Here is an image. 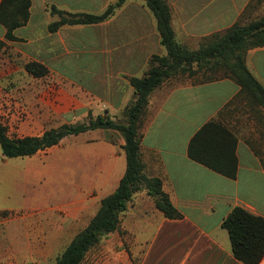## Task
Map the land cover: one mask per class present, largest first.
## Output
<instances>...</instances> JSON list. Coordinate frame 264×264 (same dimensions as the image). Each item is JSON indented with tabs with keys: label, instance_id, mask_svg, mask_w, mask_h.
I'll list each match as a JSON object with an SVG mask.
<instances>
[{
	"label": "crops",
	"instance_id": "1",
	"mask_svg": "<svg viewBox=\"0 0 264 264\" xmlns=\"http://www.w3.org/2000/svg\"><path fill=\"white\" fill-rule=\"evenodd\" d=\"M117 1L30 0L27 24L13 32L16 41L6 40L0 25L1 51H6L0 84L8 89L6 102L25 106L6 116L8 125L16 128L17 135L11 138L41 137L46 130L82 123L89 117L124 118L123 111L135 96L130 78L142 77L152 56L166 54L156 19L145 2L125 0L98 24L50 29L61 20L51 13V7L70 14L101 15ZM164 1L170 9L176 42L192 51L236 24L264 17V0ZM17 58L22 64H16ZM30 62L42 65L46 74L34 77L26 72L25 64ZM245 65L264 88V46L248 50ZM211 71L203 70L193 77L178 75L163 82L149 96L140 130L144 174L161 181L162 191L181 217L166 218L145 190L135 193L120 216L119 230L101 243L105 264H243L234 257L221 224L236 207L264 219V143L260 140L261 148H254L242 127L240 115L245 103L239 104L240 87L219 76L223 69ZM214 120L237 137L235 179L188 158L191 138ZM123 144L119 132L95 130L65 137L33 156L19 157L25 160L14 164L18 174L13 177L17 179L16 196L26 197L28 211L23 210L24 215H10L16 212L5 201L12 175L3 161L0 264H42L51 243L59 241L58 236H46L48 230L53 235L62 231L57 221L61 211L52 214L53 207L38 205L44 203V196L35 188L40 176L35 157L62 147L69 168L83 169L77 188L70 190L68 208L63 210L69 223H77L84 213L90 221L100 200L118 187L126 169ZM25 180L30 187H25ZM90 209L96 210L93 215ZM19 220L24 223V238L15 240L3 225ZM259 264H264V257Z\"/></svg>",
	"mask_w": 264,
	"mask_h": 264
},
{
	"label": "trees",
	"instance_id": "2",
	"mask_svg": "<svg viewBox=\"0 0 264 264\" xmlns=\"http://www.w3.org/2000/svg\"><path fill=\"white\" fill-rule=\"evenodd\" d=\"M125 0H118L101 15L70 14L50 8L61 20L50 26L55 30L62 25L98 24L107 20ZM156 19L160 43L165 48L164 56L154 55L142 77L130 78L134 99L123 111L125 121L116 123L108 117L98 116L82 123L65 124L57 129L46 130L41 137L11 138L6 127L0 124V150L2 157L14 159L30 157L52 148L65 137L76 136L95 130L119 132L123 138L126 169L118 187L100 200L95 215L87 226L75 234L54 264H82L91 249L100 241L119 230L120 216L124 213L132 196L142 190L153 199L156 209L168 219H179L181 215L172 206L162 191L157 178L144 174L140 157V142L143 119L149 96L163 82L178 75L193 77L201 71L221 68L220 77L233 80L239 87L238 98H248L257 107L264 119V88L248 71L245 55L250 49L264 46V17L245 25L236 24L225 33L203 42L196 51L176 42L170 25V9L164 0H143ZM30 0H1L0 25L5 29V39L16 41L13 32L25 26L30 16ZM4 42L0 40V51ZM25 70L34 77H42L46 69L36 63L25 64ZM212 72V71H211ZM208 72H204L203 75ZM211 74L208 75H212ZM212 80V78H209ZM237 137L223 123L209 121L191 138L187 155L190 160L229 179H235L238 160ZM222 228L228 233L234 257L243 264H259L264 257V219L236 207L223 220Z\"/></svg>",
	"mask_w": 264,
	"mask_h": 264
},
{
	"label": "rangeland",
	"instance_id": "3",
	"mask_svg": "<svg viewBox=\"0 0 264 264\" xmlns=\"http://www.w3.org/2000/svg\"><path fill=\"white\" fill-rule=\"evenodd\" d=\"M260 10L262 13L263 9ZM5 58L6 51L3 50L0 52V66L4 65ZM15 62L16 64H22L23 61H21L20 58H17ZM198 78L201 79V76H198ZM203 79H206V77H203ZM6 94L8 95V89L0 84V122L5 124L8 135L10 137H15L17 135L15 125L11 124L9 126V119H7L6 116H9V113L14 112L13 109H21L25 106H13L12 104H9L8 101L6 102ZM240 103H245V105H243L242 114L240 115L242 117V127L245 130L247 138L252 142V144H254V148L259 149L261 148L260 140L264 143V119L260 113L261 111L257 107L253 106L248 98L239 99V104ZM123 121L124 118L122 115L114 120L116 123H122ZM67 158V153L62 149V147H56L51 149L46 155H41L33 159L37 168L36 171L40 175L37 183L35 184V188H38L39 192H43L44 196V203L38 205H42L41 208L44 207L47 209L49 207H53L55 210L52 212V214H57L59 211H61L60 217L57 218V221L61 225L62 231L57 235H53L51 233L49 234V230L47 231L46 229V236H58L59 241L56 242L55 240L51 243L53 246L50 248V250L47 249L48 254L46 255V259L42 264H53L57 256L62 253L75 234L87 226L90 219H88L89 215L84 213L83 215H79V222L69 223L66 216H64L65 213L63 210L68 208L67 203L69 201L70 190H75L77 188V183H79L80 178L83 176V169L80 171L76 168H69ZM21 160L25 159L3 158L0 151V166L3 165V161H6L7 165L3 166L9 171V174L12 175V178L7 182L10 194H7L5 198V201L10 205V208H12L13 211H16L10 214L11 216L24 215V213H26L24 211H28L25 209L26 206H24V199L26 198L24 197L25 194L19 195V197L16 196V177L18 172L14 164L17 162H22ZM23 179L24 178L21 177L20 181L22 182ZM25 187H30V184L28 186L27 180H25ZM90 211L92 213L91 215H93L96 210L92 211V209H90L89 212ZM45 225L46 227H50L47 226V223ZM3 227L5 230H9L10 236L15 240L24 236V223H22L20 220L9 222L7 225L4 224ZM103 240H106V238H103L96 247L90 250L82 264H105V259L101 252V243Z\"/></svg>",
	"mask_w": 264,
	"mask_h": 264
},
{
	"label": "built area",
	"instance_id": "4",
	"mask_svg": "<svg viewBox=\"0 0 264 264\" xmlns=\"http://www.w3.org/2000/svg\"><path fill=\"white\" fill-rule=\"evenodd\" d=\"M0 124H2L1 122H0ZM3 126H5V124H2Z\"/></svg>",
	"mask_w": 264,
	"mask_h": 264
}]
</instances>
